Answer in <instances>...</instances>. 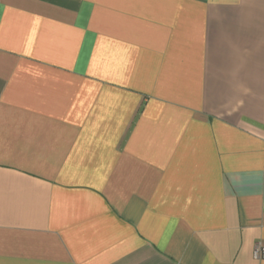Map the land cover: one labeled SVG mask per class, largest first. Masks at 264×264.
Instances as JSON below:
<instances>
[{
  "label": "crops",
  "instance_id": "crops-1",
  "mask_svg": "<svg viewBox=\"0 0 264 264\" xmlns=\"http://www.w3.org/2000/svg\"><path fill=\"white\" fill-rule=\"evenodd\" d=\"M264 0H0V264H264Z\"/></svg>",
  "mask_w": 264,
  "mask_h": 264
},
{
  "label": "built area",
  "instance_id": "built-area-1",
  "mask_svg": "<svg viewBox=\"0 0 264 264\" xmlns=\"http://www.w3.org/2000/svg\"><path fill=\"white\" fill-rule=\"evenodd\" d=\"M254 258L259 261H264V247L262 245H257L254 250Z\"/></svg>",
  "mask_w": 264,
  "mask_h": 264
}]
</instances>
